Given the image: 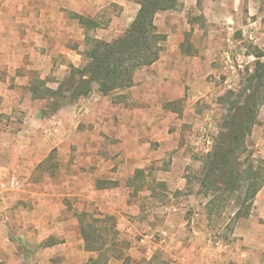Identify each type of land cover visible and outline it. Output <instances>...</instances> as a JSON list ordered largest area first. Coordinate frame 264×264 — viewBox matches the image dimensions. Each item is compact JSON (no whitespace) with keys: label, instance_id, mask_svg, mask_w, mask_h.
Instances as JSON below:
<instances>
[{"label":"rangeland","instance_id":"374dc122","mask_svg":"<svg viewBox=\"0 0 264 264\" xmlns=\"http://www.w3.org/2000/svg\"><path fill=\"white\" fill-rule=\"evenodd\" d=\"M111 15L112 12H107L106 17L99 20V23L94 21L92 23L91 19L86 18L84 24L78 22V17L72 16L71 20L76 21L75 26L71 24L69 32L62 30L61 36L49 40L44 49L43 56L52 55V62L55 63L53 68L52 62L49 61L46 67V62L40 60L42 55L24 54L17 69V76L20 79L15 84L13 81L17 78H13L10 87L12 90L14 88L19 90L20 102L23 104L30 102V94L33 97L34 88L39 87L41 82L46 84L45 88L56 90L69 76L70 66L87 65L85 53L89 45L86 38L96 39L100 35L111 42L119 38L122 34L118 35L116 29L105 26ZM98 19L100 17L96 20ZM156 23L158 32L165 36V42L170 34L182 36L181 45L174 47L177 53L181 52L180 56H214L213 73L209 77H204L203 82H199L204 85L202 87L204 96L196 98L193 109L198 124L196 131L192 128L195 131L193 132L192 129L186 128L188 126H184L180 129L184 137L176 139L181 144L184 141L186 145L189 141L193 142V145L189 144L192 148L189 150L194 153L191 160L193 170L197 172L198 184H201L202 189L199 190L203 195H210L207 212L212 218L199 219L202 225L200 229L206 233L205 243L207 241L211 243L213 251L219 254L218 264L239 262L264 264V202L261 206L256 205L255 198L253 200L249 198L253 191L249 186L254 180H248V177L255 178L258 184H264V106H259L257 120L251 133L236 154L229 159L233 164L230 187L216 185L217 189L211 185L212 188L207 190L203 185L205 166L214 157L221 134L227 131L225 123L228 121L231 108L239 102L245 104L246 99L254 95V92L258 94L259 102L264 98V79L253 82L251 79L259 74L264 75V70L257 72L255 65L257 61L264 62V58L257 59L259 54L264 56V0H179L176 9L162 13ZM80 25L86 26L87 31L82 32ZM78 37L80 39L76 41ZM164 48L163 53H167L166 45ZM68 50H72L74 54L69 56ZM43 64L45 69L42 68ZM50 69L51 73L42 79L44 78L41 77L42 71L48 72ZM25 77L30 78L27 86ZM258 84L261 86L256 91ZM40 88L43 90V86ZM3 100L4 98L0 97L1 119L7 116L2 113L5 111ZM31 102L35 105L32 111L36 119L33 123L39 125L40 129H46V119L53 116L59 117L57 121L65 122V117L71 116V112L81 119L92 113L84 105L75 106L78 102L65 106L62 108L63 112L60 110L54 112L48 100L33 98ZM6 103L8 104L7 101ZM70 107H74L73 111L69 110ZM174 107L177 108V105ZM128 108L133 107L129 105ZM11 113L12 122L2 123L0 131L14 135L22 130L24 115L20 116V112ZM16 115L19 117H15ZM104 120L99 128H104L105 132L95 133L94 124L86 125L83 122L79 124L77 130H72L75 142L80 146L84 145L85 153L102 148L103 143L102 146L99 145L100 137L106 138L107 141L108 136L114 134L111 117ZM175 128L172 131L178 132ZM40 134L36 138L39 150L37 159L39 162L41 159L44 160L32 174L30 169L33 165L28 164L30 158H24L20 166L21 157L14 156L15 146L11 147L10 141H0V145L6 143L10 148L7 152L0 151V264H91L92 258H97L98 254H91L85 250L86 240L81 235L79 219H83L85 225L97 230L101 237L100 245L105 246L102 251L106 252L108 264H118L114 261V251H122L129 256L131 264H178L179 259L174 258L177 256L180 258L179 255L187 256L188 249L174 252L170 247L179 244L193 245L192 237L195 235L191 226L197 223L199 217L194 213L193 207H190L189 211L187 208L185 217L193 216L187 224L177 223L175 218L173 224L175 233L172 234L169 231L172 228L168 230V226L162 225L161 222H164L166 217L178 214L179 210L166 211L162 205H141L143 202L141 198L145 195L139 194L140 198L137 197L140 192L157 191L154 188L156 184H153L155 180L148 181L136 175L137 179L134 186L132 185L136 195H132L126 206L118 204L116 200L114 201L118 197L113 196L114 169L107 176V173L99 175L93 171L94 162L90 157H84L80 160L82 161L80 172H77L79 168L77 159V164H74L76 173L74 171L68 175L62 166L66 161L65 154L59 152L57 148L52 149L53 143L45 142L44 131ZM207 138L210 139L211 146L205 144ZM176 140H171L174 142L173 146L177 145ZM153 147L154 143L149 146L150 149ZM73 148L74 146L70 145L68 150ZM50 150L51 153L48 155ZM24 163L27 164V171L23 170ZM171 163V159L162 161L161 170ZM5 167L8 168L5 170ZM68 176L74 181L73 188L68 187L66 182ZM120 176L128 177L125 173L118 175ZM25 179L28 182L24 181ZM144 180L146 189L143 187ZM263 190L264 185L260 191ZM49 199L53 200V204L48 210L47 201L51 202ZM108 199L113 202V206L105 202ZM163 200L165 199H162V202ZM5 205L7 207H4ZM143 209V214L149 210L153 211L148 214L146 212V215L155 214V222L150 224L153 225L150 226V230L131 238L126 230L130 226L126 225L122 217L136 218ZM122 210H126V213ZM181 224H184L183 227ZM62 232L65 234L62 235ZM132 246L137 250L130 253Z\"/></svg>","mask_w":264,"mask_h":264},{"label":"crops","instance_id":"0c3cea01","mask_svg":"<svg viewBox=\"0 0 264 264\" xmlns=\"http://www.w3.org/2000/svg\"><path fill=\"white\" fill-rule=\"evenodd\" d=\"M140 2L141 0H0V97L4 98L3 102L5 103V111L2 109V113L7 115L0 118V125L8 121L12 122L11 112H16L15 114L20 112V116L24 115L22 130L14 135L0 131V141H10V146H15L14 156L15 158L21 157L20 166L23 164L24 158H30L28 164L33 165L30 169L32 174L44 160L41 159L39 162L37 159L39 150L36 139L40 132L44 131L45 142L53 143L52 149L57 148L59 152L65 154L66 161L62 166H64L66 174L69 175L74 171L76 173L74 164H77V159L79 160L77 169L79 173L82 166L80 160H83L84 157H90V160L94 162L93 171L98 172L99 175L107 173V176L114 169V195H112L118 197V199H114L116 203L124 206L131 200L132 195H136L132 188L137 179L136 175L145 180H155L156 182L153 184H156L154 188L157 191L140 192L137 197L140 198L139 194L145 195L141 198L143 201L141 205H162V208L179 210L178 214L166 217L164 222H161L162 225L168 226V230L172 228L169 230L172 234L175 233L173 227L175 218H177V223L187 224L191 221L193 216L185 217L187 208L189 211V208L193 207L194 213L199 216L197 223L193 224L191 228L194 230L193 235L200 237L193 236V245H186L189 247L180 244L172 245L170 248L174 252L188 249L187 256L179 255L180 259L176 255L177 257L174 259H179L178 264H218L219 254L213 251L211 243L209 244L208 241L205 243L206 233L200 229L202 225H200L199 219H210L212 215L207 212L210 195L200 193L201 184H198L197 172L193 170L191 159H193L194 153L192 154L189 150L191 148L189 144L193 145V142L189 141L186 145L184 141L181 144L176 140L180 136L184 137L180 133V129L184 126H188L186 128L189 129L194 128L196 131L198 124H196L197 117L194 115L193 109L197 101L196 98L204 96L202 92L204 85L199 82L213 73L214 56H180L181 52L178 54L174 47H179L183 38L180 34H170L164 43L168 52H162L160 59L152 66L137 71L133 87L104 97L98 92L96 86L89 97L81 99L75 104V106L79 104L88 107L92 112L88 117L81 119L80 116L76 117L71 112V116H66L65 122H62V120L57 121L59 117L53 116L46 119V129H40L39 125L33 123L36 117L32 111L35 107L31 102L32 95L30 94V102L23 104L20 102L19 90L10 88L13 82L16 84L20 79L17 76V69L20 67L19 60L23 58L24 54L42 55L40 60L46 62V67L49 65V61L52 62V55L43 56L44 49L49 40L61 36L62 30L69 32L71 24L75 26L76 21L71 20L72 16L91 19L92 23L93 21L99 23V20L106 17L107 12H112L113 15L108 17L105 26L116 29L115 32L121 35L130 28L137 17ZM162 13L164 12L156 14L155 25H157V18ZM99 17L100 19L96 20ZM80 27H82V32L87 31L86 26L80 25ZM114 35L117 37V34L114 33ZM77 39L80 38H76V41ZM96 39L111 42L100 35ZM67 52L69 56L74 54L72 50ZM54 65L53 61L52 68ZM42 68L45 69V64ZM50 73L51 69L48 72L42 71L41 77H44L42 79H45ZM13 78H17L16 81L12 82ZM25 78V86H27L30 78ZM28 80L29 82H27ZM52 84L57 85L56 83ZM175 104L177 108L174 107ZM129 105L133 108H128ZM73 109L74 107L69 108L70 111ZM166 109L168 111H164ZM63 111L60 109V112ZM106 117H111L110 122L114 123V134L110 133L107 141L106 138L100 137L99 145L102 146L103 143L102 148L85 153L84 145L80 146L75 142L72 130H77L79 124L83 122L86 125L94 124L95 133L105 132L104 128H100ZM174 128L178 132H173ZM194 130L193 132H195ZM187 137L185 136V138ZM171 140H176L177 145L173 146L174 142ZM152 143L155 144V147L150 149L149 146ZM70 145L74 146L73 150H68ZM77 146L79 147L77 148ZM86 147L89 148L88 144ZM7 149L10 148L6 143L0 145V151L7 152ZM165 159L169 161L171 159L172 163L161 170V162ZM26 166L27 164L24 163V171H27ZM17 169H19L18 166ZM19 171L21 173L22 170ZM122 173L127 174L128 177H118ZM145 180L142 182L146 189ZM24 181L28 182L27 179ZM66 182L69 188H73L74 181L69 176ZM162 199L165 200L162 202ZM50 201V203L47 201L48 210L53 204V200ZM105 202L110 203V206L114 205L110 199ZM263 202L264 190L258 192L254 203L261 206ZM122 211L126 213V210ZM143 212L144 209L140 216H135L136 218L122 217L126 225L130 226H126V230L131 238L150 230V226H153L150 224L155 222V214L146 215V212L147 214L153 213L152 210L146 211L145 214ZM181 225L183 227L184 224ZM64 234L62 232V235ZM178 242L181 243V241ZM131 248L130 253L137 250L133 246ZM239 264L242 263L239 262Z\"/></svg>","mask_w":264,"mask_h":264},{"label":"trees","instance_id":"16d2710c","mask_svg":"<svg viewBox=\"0 0 264 264\" xmlns=\"http://www.w3.org/2000/svg\"><path fill=\"white\" fill-rule=\"evenodd\" d=\"M179 0H141L140 10L134 22L119 38L113 42L101 41L94 38H86L89 45L85 58L87 65L70 66L69 76L56 90L45 88L44 83L34 88L33 98L48 100L54 112L65 106L72 105L81 99L89 97L97 86V90L103 96H110L118 91H125L134 85V76L137 71L148 68L156 63L164 50L165 36L161 35L155 25V17L159 12L175 10ZM81 24L86 21L79 17ZM262 54L257 56L260 60ZM256 71L264 70V62H256ZM255 80H263L264 75L253 76ZM40 86H43L41 90ZM256 86V91L260 89ZM241 105V106H238ZM230 110V116L225 123L226 132L221 134V140L217 145V151L210 162L205 166L204 188L207 190L217 188L216 185L229 188L233 177V164L229 161L238 148L245 142L256 123L259 106H264V98L259 102L258 94L246 99L245 104L240 102ZM254 180L249 188H252L250 199H254L263 187ZM209 185V187H208ZM219 186V187H220ZM213 188V189H214ZM218 189V188H217ZM81 235L86 240L85 250L91 254H98L92 258L91 264L104 262L108 264L104 245H100L101 237L97 230L85 225L83 219H79ZM99 245V246H96ZM114 261L118 264H131L132 260L122 251H114Z\"/></svg>","mask_w":264,"mask_h":264},{"label":"built area","instance_id":"2783aa9c","mask_svg":"<svg viewBox=\"0 0 264 264\" xmlns=\"http://www.w3.org/2000/svg\"><path fill=\"white\" fill-rule=\"evenodd\" d=\"M205 144L207 145V146H211V141H210V139L209 138H207L206 140H205ZM164 210H166V211H171V210H174V209H172V208H163Z\"/></svg>","mask_w":264,"mask_h":264}]
</instances>
